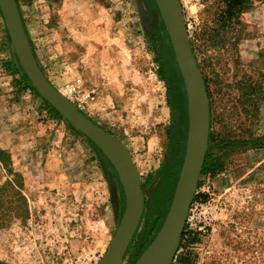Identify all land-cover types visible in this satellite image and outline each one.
Instances as JSON below:
<instances>
[{
    "label": "rangeland",
    "instance_id": "obj_1",
    "mask_svg": "<svg viewBox=\"0 0 264 264\" xmlns=\"http://www.w3.org/2000/svg\"><path fill=\"white\" fill-rule=\"evenodd\" d=\"M16 1L47 78L61 93L74 84L81 94V112L135 150L144 210L123 258V264H133L169 212L189 129L186 86L157 3ZM180 1L210 103L207 167L201 174L211 178L225 210L216 214L206 234H190L195 242L185 233L170 264H264V65L258 46L264 44V21L243 23L217 37L220 0ZM263 6L264 1H255L253 7ZM11 43L1 13L0 141L9 134L21 154L20 165L14 167L24 174L27 203L15 193L16 184L4 187L11 176L0 164V264H65L85 249L105 254L126 207L119 175L86 134L50 113L33 83L9 72L13 61L20 64ZM161 68L167 69L165 80ZM260 83L263 89L257 92ZM164 98L172 111L165 123L159 105ZM64 132L61 147L53 148V139ZM75 132L100 149L112 172L107 171L109 184L116 185L117 194L122 190L115 223L88 193L83 202L59 194L53 187V164L45 160L41 166L42 154L25 158L41 147L44 158L58 157L73 148Z\"/></svg>",
    "mask_w": 264,
    "mask_h": 264
},
{
    "label": "water",
    "instance_id": "obj_2",
    "mask_svg": "<svg viewBox=\"0 0 264 264\" xmlns=\"http://www.w3.org/2000/svg\"><path fill=\"white\" fill-rule=\"evenodd\" d=\"M155 1L186 86L189 129L185 158L169 212L154 240L133 264L172 262L203 169L210 132L209 95L192 49L181 1ZM0 8L20 64L34 86L63 118L86 134L102 150L119 175L126 207L99 264H123L125 252L144 210V192L138 166L121 141L81 112L44 74L33 53L17 1L0 0Z\"/></svg>",
    "mask_w": 264,
    "mask_h": 264
},
{
    "label": "crops",
    "instance_id": "obj_3",
    "mask_svg": "<svg viewBox=\"0 0 264 264\" xmlns=\"http://www.w3.org/2000/svg\"><path fill=\"white\" fill-rule=\"evenodd\" d=\"M263 13L264 6L261 9L253 7L249 11L244 12L241 16V19L243 23L257 24L264 21ZM160 64L161 62H159V65ZM162 70L164 72V77H161V79L163 78V80H165L167 79L168 72L166 68H163ZM159 105H161L160 109L163 113V120H161V122L165 123L167 122V120L172 118L171 107L170 105H168L166 98L160 100ZM8 135H2L0 147L7 149L11 153L15 166L20 165L21 154L17 152L15 147L16 143L8 138ZM75 135L77 136V138L74 139L73 148L70 147L69 149H65V151H62V153L59 154L58 157L55 156L53 158H44V153L40 152H44L46 150L41 147L39 149L41 151L33 152V149L30 153L26 154L27 156H25V158L27 157V159H29L30 161L35 154H42V156L39 155V158H41L42 160L40 163L41 166H43V162L45 160L47 161V163L53 164L52 177L55 178L53 187L58 189L59 194H62L63 196L73 195L76 196L77 200L80 201L82 199L84 200V195L88 193V196L90 197V199H92L90 201L97 204L101 203L103 211L107 214V216L111 214L113 222L115 223L117 214L121 209L120 200L122 197V190L119 192V194H117L116 185L115 187H113V183L112 185L109 184V174H107V171L111 174L112 172H110L108 168L106 169V162L103 159V157L105 156H103V153L99 150V148L97 147L96 149L91 145L87 138L80 136V134H78L77 132H75ZM64 137L65 132L63 133V137H59V140L54 138L53 144L55 146L53 148L61 147V142H63L66 138ZM122 143L131 153L132 159L137 164L139 169V164L137 163V159L135 158V150L133 146H131L132 144L126 143L125 141ZM61 155L63 156V158L61 157ZM21 167H23V165ZM25 167L26 166L24 164V169ZM205 167H207V164H205ZM112 180L114 179L112 178ZM83 251L93 252L86 249Z\"/></svg>",
    "mask_w": 264,
    "mask_h": 264
},
{
    "label": "built area",
    "instance_id": "obj_4",
    "mask_svg": "<svg viewBox=\"0 0 264 264\" xmlns=\"http://www.w3.org/2000/svg\"><path fill=\"white\" fill-rule=\"evenodd\" d=\"M154 74L157 76L156 70H154ZM162 83L165 85L164 82ZM62 94L81 111V94L74 84H69ZM200 181H202V185L196 188L186 218L184 231L188 235L206 234L212 228L216 214L225 210L223 203L216 197L211 178L207 177V174H201ZM178 253L179 250L174 255V261L177 259ZM103 255L104 253L101 252L83 251L78 255L70 256L65 264H99Z\"/></svg>",
    "mask_w": 264,
    "mask_h": 264
},
{
    "label": "trees",
    "instance_id": "obj_5",
    "mask_svg": "<svg viewBox=\"0 0 264 264\" xmlns=\"http://www.w3.org/2000/svg\"><path fill=\"white\" fill-rule=\"evenodd\" d=\"M220 1L222 4V7H220V9L217 13L216 27L214 30V33L217 35V37L223 36L225 33H228V31L236 29L237 26L242 25L243 24V21L241 19L242 14L253 8L255 1H263V0H220ZM1 13H2V11L0 8V14ZM11 44L13 45V43H11ZM258 46L261 49V52L259 53V59L262 61L263 65H264V44L259 42ZM192 49H193V47H192ZM193 52L195 54L194 49H193ZM10 65L11 66H8V67L9 68L12 67V68H11V70H9V72H11L13 74H16V73L21 74V76L30 85H32L30 78L25 73L24 69L21 67V65L19 64L18 61L16 63L13 61V63ZM159 74L161 77H164V72H163L162 68H161V70H159ZM258 89L259 90L257 92L262 91L263 88H262L261 83L259 84ZM249 96H252V95H249ZM250 98H252V97H250ZM44 101L47 103L48 110L50 111V113L52 115H54V117H58V118L62 119L61 113L56 108H54L48 101H46V100H44ZM209 142H210V132H209ZM206 159H207V155H206V158L204 160L202 173L205 169ZM0 164L4 165L8 174L11 176V178L7 181L6 185H4V187L7 185L13 186V184H16V187L18 188V190H16L15 193H17L19 195V199L22 202L27 203L26 196L23 194V190L25 188L24 176L21 172L15 170L11 153L7 149H4L2 147H0ZM217 167H219V166H216L215 168H217ZM2 188H3V186H0V190ZM185 236H186V234L184 231L182 234V237H181V241L184 239ZM191 236L192 235L188 236L189 241L195 242L197 240L196 237L195 236L191 237Z\"/></svg>",
    "mask_w": 264,
    "mask_h": 264
},
{
    "label": "flooded vegetation",
    "instance_id": "obj_6",
    "mask_svg": "<svg viewBox=\"0 0 264 264\" xmlns=\"http://www.w3.org/2000/svg\"><path fill=\"white\" fill-rule=\"evenodd\" d=\"M143 189V188H142Z\"/></svg>",
    "mask_w": 264,
    "mask_h": 264
}]
</instances>
